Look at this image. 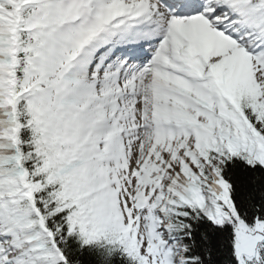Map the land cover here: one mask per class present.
Returning a JSON list of instances; mask_svg holds the SVG:
<instances>
[{
	"label": "snow or ice",
	"instance_id": "snow-or-ice-1",
	"mask_svg": "<svg viewBox=\"0 0 264 264\" xmlns=\"http://www.w3.org/2000/svg\"><path fill=\"white\" fill-rule=\"evenodd\" d=\"M0 264H264V0H0Z\"/></svg>",
	"mask_w": 264,
	"mask_h": 264
}]
</instances>
